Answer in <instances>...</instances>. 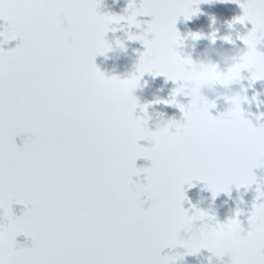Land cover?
Instances as JSON below:
<instances>
[{
    "label": "snow or ice",
    "instance_id": "snow-or-ice-1",
    "mask_svg": "<svg viewBox=\"0 0 264 264\" xmlns=\"http://www.w3.org/2000/svg\"><path fill=\"white\" fill-rule=\"evenodd\" d=\"M193 2H130L132 15L125 18L100 13L101 0H0V45L19 39L13 48L0 47V264H173L161 255L164 248L184 247L183 255L201 250L180 236L192 213L217 233H240L228 264H264V202H253L247 229L236 218L239 209L221 223L195 205L191 214L182 206L184 185L192 187L193 180L203 181L213 198L230 193L233 185L247 190L252 184L255 199L264 197L253 173L264 167V158L250 151L259 146L264 153V130L245 120L243 109L212 115L214 106L180 103L177 96L186 93L178 83L159 102L182 113L173 121L183 157L137 167L138 158L152 159L138 143L142 117L111 112L100 103L112 88L129 83L110 78L94 62L104 55L108 26L127 19L139 28L136 17L151 16L141 35L130 36L144 47L140 75L177 83L176 45L182 37L176 23L181 16L191 18ZM234 2L243 14L231 24L252 25L240 36L246 46L242 63L250 82L264 80V52L257 49L264 41V0ZM25 20L35 21L36 30L25 31ZM226 120L240 130L229 136L230 149L218 152L206 131ZM25 133L18 146L15 137ZM145 196L148 205L142 203ZM14 203L25 206L22 215H14ZM20 234L31 238V247L18 246Z\"/></svg>",
    "mask_w": 264,
    "mask_h": 264
},
{
    "label": "clouds",
    "instance_id": "clouds-1",
    "mask_svg": "<svg viewBox=\"0 0 264 264\" xmlns=\"http://www.w3.org/2000/svg\"><path fill=\"white\" fill-rule=\"evenodd\" d=\"M130 2L136 4V0H128L127 7L123 10L124 14L113 15L123 16L125 18L131 16L132 10L128 7ZM205 2L212 3L214 0H205ZM113 3H118V0H113ZM200 3L201 0H194L192 3L191 18L201 12L199 7ZM137 17L136 20H138ZM213 23H215V19H213ZM233 25L228 23L227 27L232 29ZM22 27L25 31L31 32L36 30L37 25L33 20H25L22 23ZM133 27L141 29V27H136L135 24H130L127 19L113 22L108 26V30L102 37L103 56L105 59L118 61L122 55H127L129 42L139 41L131 39L130 36H138L143 33V29L139 33L132 31ZM109 31L113 33L111 39L107 37ZM118 31L123 33V35H116ZM218 32L219 29H214L207 36L202 31L189 32L187 37L181 36L182 39L176 45V51L180 54L177 64V71L181 76L179 85L182 91L186 93V97H190V101L199 107L214 106V108H217L218 105L222 104L223 110L221 112L226 114V116H231L232 113L243 109L245 120L252 121L250 117L255 116V119L260 121L264 118V112H246L242 107L245 103L251 104L253 102L259 107L264 101L258 99L257 94H254L249 99L247 93L251 84L246 86L243 82L245 79H249V77L244 75L245 72L249 73L248 66L242 63L246 55V50L237 47L236 40L230 34L220 36L219 39L232 45V47H208L204 50L203 56L197 59H193L191 54L182 55L177 50L179 47L184 46L185 40L189 37L193 42L207 38L214 45L218 38ZM236 39L240 40V35H237ZM133 51L136 50L134 49ZM140 53L139 59L131 71L124 73L116 72L115 67L117 65L114 63L112 69L113 74L108 76L115 78L117 81H129V83L126 86L112 88L106 95L101 97L100 103L106 110L123 115L136 114L139 109V112L142 113V115H139L142 117L139 141L144 142L142 147L147 149L149 155L152 157V165L159 166L165 161L171 162L181 159L183 157V150L175 142L176 123L173 119H166L162 112L149 113L148 111L151 105L160 104L161 102L159 101L161 100L157 99L141 104L140 98L136 94L137 90L143 91L148 86V81L146 80L141 83L146 73L142 76L140 75ZM133 77L138 78L133 79ZM141 105H147V110L141 112ZM257 125L259 126V130H264V123H258ZM239 130L240 128L237 123L232 120H226L219 126L210 127L206 131V137L215 145L218 152H224L231 147L229 136L239 132ZM250 151L254 153L256 158H264V153L261 152L259 146H252ZM211 195L213 197L212 192ZM142 203L148 205L150 204V200L145 196ZM182 230L186 234V238L183 239L190 247L200 249L211 248L212 251L210 253L212 257H215L220 264H228L241 239L240 233L238 232L222 231L217 233L206 219L197 217L195 213L190 215L189 220L183 225ZM182 248L186 251L184 247ZM184 252H175L168 256L173 259V264H176L178 259H183ZM212 257L207 258L208 264H211ZM225 258H228V260Z\"/></svg>",
    "mask_w": 264,
    "mask_h": 264
},
{
    "label": "flooded vegetation",
    "instance_id": "flooded-vegetation-1",
    "mask_svg": "<svg viewBox=\"0 0 264 264\" xmlns=\"http://www.w3.org/2000/svg\"><path fill=\"white\" fill-rule=\"evenodd\" d=\"M141 0H136L137 6H139ZM128 0H118V3H113V0H101L98 11L100 13H110V14H124L123 10L127 7ZM201 12L193 16L189 20H185L183 16L179 17L176 23V28L180 32L182 37H187L189 32H197L202 31L205 36L209 35L211 31L214 29H219L217 33V40L214 45L207 38H202L199 41L193 42L190 37L185 40L184 46L179 47L177 50L181 52L182 55L191 54L193 59H197L202 57L204 54V50L208 47H221L230 48L232 45L223 42L219 39L220 36L223 35H231L234 40H236V46L243 48L246 50V46L243 44L241 40L236 39L237 35H245L247 31H249L252 27L250 22H245V24L235 23L232 29L227 27L228 23H231L237 16L243 14V10L239 7V3L234 2V0H214L212 3L205 2V0H201L199 4ZM141 23V29L147 28L148 21H151L152 17L148 15H140L137 17ZM213 19H215V23H213ZM125 23V22H122ZM5 22L0 20V25H4ZM141 29H136L133 27L132 31L139 33ZM3 28L0 27V31ZM116 35H123L121 32H117ZM107 37L111 39L113 37V33L109 31L107 33ZM149 39L151 38V34H149ZM19 43V39L8 41L5 44L0 45L5 50L9 48L15 47ZM194 46V47H193ZM136 51H133V50ZM257 49L261 52H264V41L257 45ZM144 51V47L139 41L129 42V48L127 55H122L118 61H114L113 59H105L103 55H97L95 57V63L100 68L101 71H104L107 75L113 74L112 69L115 65V71L119 73H124L127 71L133 70L134 64L139 59V53ZM111 55V54H109ZM244 75L246 77L250 76V73L245 72ZM148 81V86L143 90H137V95L140 98V103H147L153 100H166L170 98L171 91L178 86V83H173L170 80H166L164 76H156L153 77L150 74H145L143 77V81ZM246 86L251 84V87L248 88V96L249 99L254 94H257L258 99L264 101V80H256L254 82H250L249 79H245L243 81ZM177 100L180 103L187 104L190 100V97L177 96ZM245 111H251L253 113L264 112V103L260 104L257 107L256 103L253 102L251 104L245 103L242 105ZM223 110V105H218L217 108L212 109V115H218ZM149 113L154 112H162L165 115V118H172L176 120L182 119V113L179 108L174 105H165L163 103L151 105L148 109ZM137 115H142L137 110ZM254 125L258 123H264V118L260 121L255 119V116L250 117ZM29 134L25 133L23 136L18 135L15 137V141L18 146L23 145V140ZM138 143L143 146V141H138ZM152 164L151 160H146L143 157L138 158L136 161L137 167L150 166ZM253 173L257 178L258 184L264 189V167L253 168ZM134 180L138 179L137 177H133ZM139 179L143 180V176ZM193 186L188 187L187 184L184 185L185 195L187 199L183 202V207L189 211L191 214L195 209L192 208V205H195L197 209L204 210L211 215L216 217V220L224 223L229 218L235 217L236 212L239 209L240 215L236 218L240 219L242 222V227L248 228V215L251 211L253 202L260 203L264 202V197L260 198V200H256V187L257 184L251 185L247 190L244 187L237 189L234 185L231 187L230 193H219L215 198L212 197L211 192L204 185L203 181L193 180ZM203 197V199H201ZM23 204H13L12 209L13 213L16 216L22 215L24 210ZM4 223H7L5 220ZM181 238H186V234L183 230L180 233ZM16 241L18 246L25 245L27 247L32 246V241L30 237H26L23 234H20L16 237ZM185 250L177 246L175 249L173 248H164L161 252V255H171L175 252H184ZM208 257H212V254L207 249H201L197 254H189L184 255L183 259H178L176 264H208ZM228 260V258H225ZM229 262V261H228ZM211 264H220V262L212 257Z\"/></svg>",
    "mask_w": 264,
    "mask_h": 264
}]
</instances>
